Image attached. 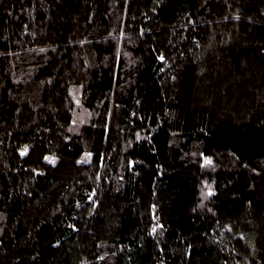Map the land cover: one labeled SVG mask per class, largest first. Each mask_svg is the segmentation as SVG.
Masks as SVG:
<instances>
[{"label":"trees","instance_id":"1","mask_svg":"<svg viewBox=\"0 0 264 264\" xmlns=\"http://www.w3.org/2000/svg\"><path fill=\"white\" fill-rule=\"evenodd\" d=\"M0 264H264V0H0Z\"/></svg>","mask_w":264,"mask_h":264}]
</instances>
